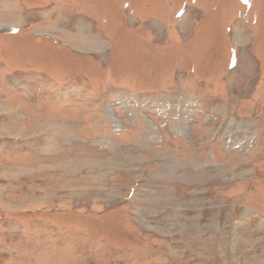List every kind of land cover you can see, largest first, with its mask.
<instances>
[{
    "label": "rangeland",
    "instance_id": "obj_1",
    "mask_svg": "<svg viewBox=\"0 0 264 264\" xmlns=\"http://www.w3.org/2000/svg\"><path fill=\"white\" fill-rule=\"evenodd\" d=\"M0 264H264V0H0Z\"/></svg>",
    "mask_w": 264,
    "mask_h": 264
}]
</instances>
